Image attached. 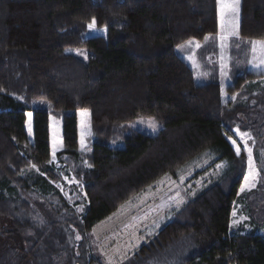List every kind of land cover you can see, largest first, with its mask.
<instances>
[{"label":"trees","instance_id":"obj_1","mask_svg":"<svg viewBox=\"0 0 264 264\" xmlns=\"http://www.w3.org/2000/svg\"><path fill=\"white\" fill-rule=\"evenodd\" d=\"M217 8V0H0V264H91L85 239L94 228L137 248L132 264H264L263 237L231 234L246 158L227 140L235 127L252 135L262 179L243 199L264 226L263 76L236 77L226 89L235 99L223 103L218 72L196 85L175 52L216 37ZM93 19L104 36L90 34ZM236 41L264 42V0H240ZM79 111L89 119L86 152ZM50 114L61 122L57 166ZM139 117L160 124L158 134H127ZM64 175L79 182L67 188L70 201L55 186ZM173 183L180 204L159 225L167 211L143 213Z\"/></svg>","mask_w":264,"mask_h":264},{"label":"rangeland","instance_id":"obj_2","mask_svg":"<svg viewBox=\"0 0 264 264\" xmlns=\"http://www.w3.org/2000/svg\"><path fill=\"white\" fill-rule=\"evenodd\" d=\"M218 2V0H217ZM218 14V24L219 29L216 37L207 38L204 42H198L196 40L189 41L185 44H182L175 48V52L181 57L182 60L186 62V64L190 67L193 72V78L196 85H202L208 83L213 80V77L216 76V71L218 72V79L220 82V90L221 97L223 103H226L228 100L233 101L235 99V95L229 94L226 89L232 86L236 77L243 76L245 73H251L255 75H262L263 77L259 80H256L260 86H264V64H261L260 61L264 60V49L260 47L264 42H255V41H236L238 39V27H239V18L238 21L235 22V28H233V24L230 23L232 21L231 15H225L223 26L221 23L220 16V5L218 3L217 8ZM89 30V29H88ZM235 30L237 33L233 35L232 32ZM90 34L93 36L105 35L104 29H93L90 31ZM253 43L256 44V49L253 51ZM74 54L80 53L78 51H74ZM80 56L84 57L81 53ZM46 108H49L47 105ZM50 111V109H48ZM86 111L77 112L78 118V130H79V150L82 152H86L90 148L91 142V134H90V126L88 114L86 116H82L81 113ZM28 117V115H27ZM50 148H51V158L50 162L53 165L57 166L56 158L53 159V149H54V140H55V155L61 148V122L60 119L55 117L53 114H50ZM29 120V118H28ZM140 121H143L141 123ZM150 121L155 122V131L153 130L152 124ZM127 134L141 132L148 136H155L161 129L160 124H158L152 118H136L129 125ZM28 131V124H27ZM29 132V131H28ZM83 135L84 148L82 150L81 146V133ZM243 133H248L251 139H247V148L251 149L252 152V160L255 166V171L257 175L254 180H250L249 184L245 185V177L249 175V164H248V152L245 148L244 141L241 140L240 135ZM231 137V139H229ZM228 142L233 148L236 154V147L241 149L240 153H243L246 158V170L241 181V184L237 190V194L239 195L238 199L235 200L232 204V209L230 213V229L231 234L241 233V234H256L264 238V226L257 225L253 222L249 211L245 207L243 195L254 191L258 188V185L261 183L260 177V168L257 164V161L253 157V144L254 140L252 138L251 133L248 130H241L238 127H235L232 131V134L227 137ZM235 140L236 144L234 145L232 141ZM31 142V139H29ZM120 148L123 147V144L118 145ZM264 152H258L259 160L262 157L261 155ZM237 155V154H236ZM264 160V159H263ZM262 165L264 167V162L262 161ZM264 182V179H263ZM254 184V186H252ZM79 182L73 176H63L62 182L55 184V186L59 189V191L64 195V197L70 201L69 190L67 188L71 186H78ZM241 188H244V191H241ZM179 197H181L180 190L173 183V185L169 189H164L160 192V198L157 203L153 205H149L145 210L146 214L148 212L154 213H162L167 211V214L163 216L159 221V225L168 220L170 213L174 211L178 205ZM36 203L33 204L36 212L44 217L46 212V207L42 204L40 200H36ZM71 203V202H70ZM235 212V216L233 213ZM138 218H134L127 223L121 224L119 228H128L130 224L137 221ZM237 221L236 224H233V221ZM155 226L154 228H156ZM152 228V229H154ZM147 229V234H150L152 229ZM111 234H107L103 229L98 230L97 237L95 238L93 231L86 237L87 246L86 250L90 253L95 261L91 264H132L129 262L131 257L135 254V250L137 248H131L127 245L125 248L123 246H118L119 241L118 238L110 241L108 244H105L102 247V244L109 238ZM79 237V238H77ZM76 240L80 243L82 242V237L77 236ZM113 243V244H112ZM112 247L109 249L110 245ZM131 248V249H130ZM109 249V250H108ZM108 250V251H107ZM105 251V252H104Z\"/></svg>","mask_w":264,"mask_h":264},{"label":"snow or ice","instance_id":"obj_3","mask_svg":"<svg viewBox=\"0 0 264 264\" xmlns=\"http://www.w3.org/2000/svg\"><path fill=\"white\" fill-rule=\"evenodd\" d=\"M218 3L220 5V16H221V23L223 26V22H224V17L225 15H231V17L233 18L232 21H230V23L233 24V28H235V22L238 21L239 18V9H240V0H218ZM95 20L93 19V21L88 25V29L89 31L93 30L95 28ZM233 35H236L237 33L235 32V30L232 32ZM260 47L262 49H264V44H261ZM256 49V44L253 43V51H255ZM81 53H77V55H80ZM261 64H264V60L260 61ZM82 116H86L87 112H83L81 113ZM31 117H32V113H28V131L29 134H31ZM141 123H143V121H140ZM150 123L152 124L153 130L155 131V122L154 121H150ZM83 135L84 133H81V146H82V150L84 148V142H83ZM245 137H247V139H251V137L249 136L248 133H243L240 135V138L242 141H244L245 144V148L248 152V164H249V175L247 177H245V185L247 186L249 184L250 180H254L255 176L257 175L256 171H255V166L253 164V160H252V152L250 148H247V139H245ZM229 139H231V137H229ZM232 143L235 145L236 142L235 140L232 141ZM55 140H54V149H53V159H55ZM236 154L240 155V151L241 149L239 147H236ZM219 167V166H218ZM254 186V184L252 185ZM241 191H244V188H241ZM235 212L233 213V216H235ZM237 221H233V224H236ZM79 238V237H77Z\"/></svg>","mask_w":264,"mask_h":264},{"label":"flooded vegetation","instance_id":"obj_4","mask_svg":"<svg viewBox=\"0 0 264 264\" xmlns=\"http://www.w3.org/2000/svg\"><path fill=\"white\" fill-rule=\"evenodd\" d=\"M112 238H114V237H112V235H111V236H110V239L108 238V239L102 244V247H104L105 244H108V243L112 240Z\"/></svg>","mask_w":264,"mask_h":264},{"label":"water","instance_id":"obj_5","mask_svg":"<svg viewBox=\"0 0 264 264\" xmlns=\"http://www.w3.org/2000/svg\"><path fill=\"white\" fill-rule=\"evenodd\" d=\"M93 234L95 236V238L98 240L99 238L97 237L98 235V230L96 228L93 229Z\"/></svg>","mask_w":264,"mask_h":264},{"label":"crops","instance_id":"obj_6","mask_svg":"<svg viewBox=\"0 0 264 264\" xmlns=\"http://www.w3.org/2000/svg\"><path fill=\"white\" fill-rule=\"evenodd\" d=\"M218 26H219V24H218ZM219 28V27H218Z\"/></svg>","mask_w":264,"mask_h":264}]
</instances>
